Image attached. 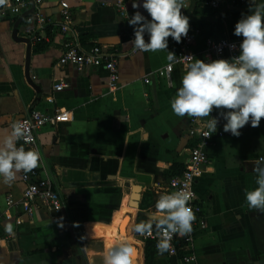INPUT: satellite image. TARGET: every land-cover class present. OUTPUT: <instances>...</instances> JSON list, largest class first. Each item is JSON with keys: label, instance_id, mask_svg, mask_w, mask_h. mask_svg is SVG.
<instances>
[{"label": "crops", "instance_id": "obj_1", "mask_svg": "<svg viewBox=\"0 0 264 264\" xmlns=\"http://www.w3.org/2000/svg\"><path fill=\"white\" fill-rule=\"evenodd\" d=\"M10 1L0 4V138L9 135L16 120L32 109L57 118L56 127H44L37 134L39 171L54 183L68 210L54 216L38 206L27 216L19 204L25 187L21 173L10 184L0 183V239L7 241L0 248V264H99L98 239H103L105 253L114 247L112 239L124 244L114 227L119 216H125L128 232L131 220L126 215L134 213L128 205L131 187H141V199L148 192L158 200L166 193L173 172L183 168L192 145L190 116H176L166 103L174 98L185 69L173 68L170 86L159 76L170 62L168 52L174 54L178 43L170 38L166 50L131 54L133 27L127 21L136 11L147 17L142 8L132 7L133 0H124V13L116 7L118 0H42L40 6L27 0V11L33 2V10L39 8L47 21L38 32L41 44L27 46L12 39L14 24L23 13L5 14ZM61 2L72 11L73 28L68 34H61L57 27ZM255 4L264 5V0ZM248 8L226 0L212 11L205 0H184L182 14L201 31L192 47L195 59H202L206 38L239 44L242 39L233 35L238 20H224L218 33L206 23L211 18L204 17H228L236 10L248 14ZM24 27L25 20L17 38H26ZM66 44L84 50L100 45L116 54L117 90H108L103 69L58 66ZM55 85L64 87L57 92ZM216 115V110L210 114ZM168 119L179 131L171 132L163 125ZM223 123L220 120L216 131L223 137L208 149V162L194 186L206 221V227L195 233L196 264H264V210L249 209L245 201V192L257 187L253 168L264 159V119L258 127L240 129L239 137L224 132ZM171 134L176 135L178 148L160 150L157 142ZM209 167L214 171L207 172ZM8 195L17 205L7 207ZM154 207L142 212L145 221L156 214L151 213ZM7 223L13 225L14 236L4 232ZM90 227L103 229L105 236L93 237ZM113 228L111 239L108 230ZM126 237L140 256L135 263L144 264L143 253ZM158 261L165 263L162 258Z\"/></svg>", "mask_w": 264, "mask_h": 264}, {"label": "clouds", "instance_id": "obj_2", "mask_svg": "<svg viewBox=\"0 0 264 264\" xmlns=\"http://www.w3.org/2000/svg\"><path fill=\"white\" fill-rule=\"evenodd\" d=\"M248 5V14L234 25L233 35L242 38L239 54L209 61L191 57L192 62L185 65L180 87L170 101L171 110L178 117L207 118L206 137L216 133L220 120L224 121V132L239 137L240 129L246 125L258 127L264 119V5H256L255 0H248ZM183 6L184 0H133L132 7L142 8L147 17L136 11L128 19V25L133 27L131 45L143 52H155L168 48L169 37L180 43L189 31ZM174 58L168 52L167 59L171 62ZM214 110L217 115L210 116ZM23 136L22 127L13 124L11 133L0 138V183L10 184L17 173H28L39 166L37 151L17 146ZM206 171L211 173L214 169L209 167ZM253 172L257 187L245 192V201L249 209L264 210V159L256 162ZM190 198L191 194L184 191L161 195L155 204L156 214L137 224L135 232L150 233L155 225L162 234L156 247L159 253H164L170 248L174 234L183 236L192 230L195 216L188 206ZM4 232L14 236L13 225L5 224ZM6 244L0 239V248ZM134 251L126 244H118L104 255L103 264H134Z\"/></svg>", "mask_w": 264, "mask_h": 264}, {"label": "built area", "instance_id": "obj_3", "mask_svg": "<svg viewBox=\"0 0 264 264\" xmlns=\"http://www.w3.org/2000/svg\"><path fill=\"white\" fill-rule=\"evenodd\" d=\"M34 4L40 6L42 0H33ZM207 6L212 11H217L226 0H205ZM234 6L245 7L248 5V0H229ZM116 7L121 13H124V0H118ZM29 2L27 0H11L10 3L4 7V13L10 17H18L22 13L27 12ZM60 22L58 23V30L61 34H68L73 28L72 11L66 2L60 3ZM183 12V9H182ZM189 21V20H188ZM47 25L46 19L40 13L39 8H34L31 14L25 18L24 33L26 39L32 44H37L40 41L38 32L43 30ZM201 36V31L189 21V31L186 37L181 39L178 47L174 53L175 58L169 62L160 72L159 76L166 80L167 84L171 85V75L173 68L176 66L185 69V65L192 62L194 53L192 47L197 38ZM133 31L130 33V39L133 40ZM147 41V36H145ZM170 37L168 38V46ZM235 45L233 49L230 46ZM239 43L226 38L211 39L206 38L203 41L202 61L230 59L238 55ZM140 50L132 47L131 54H136ZM117 55L109 52L106 47L94 45L88 50L80 48L79 45L66 44L57 65L60 67L73 66L78 69H103L107 72L106 86L110 92L117 90L118 73H117ZM148 83V81H145ZM63 85H55L54 91H61ZM51 101V100H50ZM213 113V112H212ZM211 113V114H212ZM205 118L189 117L190 128L188 129V138L192 140L187 158L185 159L182 172L179 175L169 178L167 183V190L165 194H171L177 191H184L191 194L188 201V206L192 209L195 219L191 225V232L183 236L174 234L170 240V248L165 251L167 257H178L179 251L183 252V256L178 260L177 264H196V255L194 254L195 233L206 227V221L202 213V208L196 197L195 182L201 177L204 166L208 162V149L214 142L223 137L222 132H216L208 137L205 136L207 132ZM57 118L50 117L41 113L36 109H32L25 113L22 119L18 121L23 131L24 136L17 141V146H22L25 151L32 150L39 153L37 144V134L44 127L54 128L57 125ZM246 125L244 128L248 127ZM40 157V155H39ZM40 164V159L38 165ZM39 167L33 169L28 173L20 172L23 176L25 184L22 197L19 204L24 209V214L31 216L36 207H42L52 213L54 216L64 215L68 207L61 199L54 183L40 175ZM6 205L11 208L17 203L11 195L6 198ZM141 242L151 241L154 243L155 250H157V243L162 238L161 232L153 228L150 233L140 234Z\"/></svg>", "mask_w": 264, "mask_h": 264}, {"label": "rangeland", "instance_id": "obj_4", "mask_svg": "<svg viewBox=\"0 0 264 264\" xmlns=\"http://www.w3.org/2000/svg\"><path fill=\"white\" fill-rule=\"evenodd\" d=\"M166 103L169 105V108H170V102L166 99ZM163 125H165V127L167 128H170L171 129V132H177L179 131L175 126H174V122H173V119H168ZM162 125V123L160 124V128L162 129L164 126ZM157 146L160 150H163V151H168V150H176L177 147V137L175 134H171L167 139L165 140H159L157 142ZM175 167V166H174ZM157 202V196L154 195V194H150L148 192L144 193L143 194V198L141 199V202H140V207L139 209L140 210H136L134 209V213L133 215L131 214H127L126 216L130 217V225H129V229H128V232L126 234L129 235L130 239H131V243L132 245H134L137 249L138 252H140L141 250V253H143V248L144 246L141 245L140 241L141 239H139V237H136L134 235V232H135V226L138 222L141 223V222H144L145 219H144V215L142 214L143 211H147V209L149 207H152V206H155ZM143 205V209H141V206ZM156 212V209L155 207L152 208V211L151 213H155ZM136 216L138 217V220L137 222H135V218ZM132 217V218H131ZM146 217V216H145ZM147 218V217H146ZM107 226V225H106ZM153 228H155V225H153ZM98 241H100V244H99V249L101 251V254H102V257L100 259V263L99 264H103V257L104 255L108 252L107 249H106V253H105V243L103 241V239H98ZM117 241V240H116ZM118 244H122L121 241H118L117 242ZM143 257V255L141 256ZM144 259V258H143ZM161 264V263H160ZM162 264H166V263H162Z\"/></svg>", "mask_w": 264, "mask_h": 264}, {"label": "trees", "instance_id": "obj_5", "mask_svg": "<svg viewBox=\"0 0 264 264\" xmlns=\"http://www.w3.org/2000/svg\"><path fill=\"white\" fill-rule=\"evenodd\" d=\"M239 8H243L242 6H235ZM246 12L242 11H233L230 14L228 13V17H225L224 15L216 16L211 15L210 17H204V19H210L206 20V23L210 24L212 28H214L218 33H222V25L224 20L231 18L235 20H239L242 15H245ZM48 30V28H47ZM41 44V41L37 42V46ZM182 169H177L173 172L172 176L179 175L182 172ZM141 209H143V205L141 206ZM137 225V224H136ZM156 228V227H155ZM163 254V253H162ZM183 252L179 251L178 257H167L165 254L160 255L158 251L155 250L154 243L151 241H145L144 242V248H143V258H144V264H159L160 258L165 259L166 264H177L178 260L183 256Z\"/></svg>", "mask_w": 264, "mask_h": 264}, {"label": "water", "instance_id": "obj_6", "mask_svg": "<svg viewBox=\"0 0 264 264\" xmlns=\"http://www.w3.org/2000/svg\"><path fill=\"white\" fill-rule=\"evenodd\" d=\"M32 9L30 11L24 12L19 18L18 20L15 22L14 24V30L12 33V39L13 41L19 42V43H25L27 46H30V41L26 38H17V31L18 28L20 27V25L24 22L25 18L32 13L33 11V7L34 4L33 2H30ZM28 62H29V51L27 53V57H26V68L28 67ZM27 72V71H26ZM26 77L27 74H26ZM23 117H20L18 120H16L15 124L18 123V121L20 119H22ZM140 200H141V187L137 186V185H133L131 187V193H130V197H129V207L138 210L139 209V205H140ZM134 235L136 237H138L140 235V233L134 232Z\"/></svg>", "mask_w": 264, "mask_h": 264}, {"label": "bare ground", "instance_id": "obj_7", "mask_svg": "<svg viewBox=\"0 0 264 264\" xmlns=\"http://www.w3.org/2000/svg\"><path fill=\"white\" fill-rule=\"evenodd\" d=\"M128 219L129 218H127V217H125V216H119V218H118V220L117 221H115V219H114V221H115V229H117V231H118V234H119V238L120 239H123L122 240V242L124 243V244H126V245H128V241H129V239H125V237H126V232H125V229H126V227H127V222H128ZM114 228L113 229H109L108 230V232H109V234H108V236L107 237H110L111 239L113 238V232H114ZM89 231H90V235H92L93 237H99V236H105V233H104V230L103 229H101V228H97V229H94V227H90L89 228ZM127 238V237H126ZM112 245L113 246H116L117 244L114 242V240L112 239ZM130 245V244H129ZM128 245V246H129ZM130 247H132V246H130ZM134 249V248H133ZM140 257V256H139ZM139 257H137V254L135 253V251H134V254H133V256H132V259H133V261H134V264H136L135 262H136V260L139 258ZM139 263V262H138Z\"/></svg>", "mask_w": 264, "mask_h": 264}]
</instances>
